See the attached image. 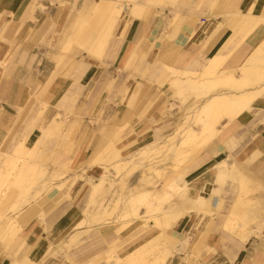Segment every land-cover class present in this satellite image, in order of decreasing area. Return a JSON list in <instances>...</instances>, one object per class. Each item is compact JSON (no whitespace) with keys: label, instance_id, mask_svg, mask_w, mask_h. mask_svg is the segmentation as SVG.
I'll return each mask as SVG.
<instances>
[{"label":"bare ground","instance_id":"6f19581e","mask_svg":"<svg viewBox=\"0 0 264 264\" xmlns=\"http://www.w3.org/2000/svg\"><path fill=\"white\" fill-rule=\"evenodd\" d=\"M159 1L161 0H131V3H123L122 0L98 2L86 0L71 15L73 23L69 47L72 42H77L92 58L102 61L123 11H128L133 17H146L153 9L151 5ZM39 7L45 9L43 5ZM35 8L36 6L33 10ZM258 10L253 7L247 12L238 10L228 16L230 21L228 26L232 28L233 35L225 43L224 48L230 50L236 48L264 21V11L261 14ZM222 26V24L218 26L204 41V45L211 43ZM227 58V55L217 54L208 59L209 66L205 68L203 78L198 77L197 72L180 71L171 66L164 67L162 75L165 76L172 91L171 98L181 99L186 110L178 127L166 137L156 135L154 139L149 140L148 124L136 131L132 127V115L128 111L121 117L114 116L109 120L103 119L102 122H97L94 117L90 121L89 130L82 144L75 151V137L84 121V115L76 108L78 111L75 110L70 119L58 113L54 119L46 120L49 105L46 102L42 104L36 120L19 143L23 150L26 149L25 152L30 159H26L20 167L16 183L21 194L32 190L29 196H22L26 202L39 199L42 191L49 190V196L56 201L54 207L62 203V209H78L84 214L73 227V231L56 245L57 249L51 244L47 254L59 255L58 253L62 252L72 264H80L77 262L80 254L74 253L71 249L80 243L83 234L90 231L91 224H100V221L112 216L117 209L126 210L121 216L127 221L115 229V238L131 223L134 229L131 230L126 252L121 254L113 250L114 254L112 253L108 259L109 264H169L168 260L177 254H182L190 264H203L192 256H184L185 252L191 246L197 248L207 245L209 251H224L234 256L253 237L258 240L263 236L264 197L261 195L264 196V182L257 175L251 174L249 169V164L258 154H262V151H254L246 162H240L233 155L220 160L216 165L210 195L190 190L189 181L182 175L206 151L218 153L216 148L221 150L229 148L237 136L226 137L228 128L235 119L247 114L259 100L264 99V41L240 68L220 70ZM72 62L80 71H84L88 65L84 60L73 59ZM129 64L142 69L143 57L134 54ZM146 65L145 69H151L152 74L159 70L156 63L147 62ZM57 73L56 71L54 75ZM104 83L112 85L110 79ZM140 87L139 83L138 88ZM75 91L74 85L65 99L74 101ZM138 91L139 89H136L126 97L130 107ZM191 95L202 103L199 106L185 104ZM173 107L174 104L171 105V108ZM263 116L264 114L257 117L264 121ZM125 126H129L131 136L121 144V147L115 144L116 141L111 143L112 154L105 160L106 162L100 164L103 172L96 180L95 176L91 175V171H97V167H94L96 162L91 159L92 153L98 147L102 136L112 137L118 134L122 129L120 127ZM28 137L33 139V145L27 148L24 141ZM54 141L60 146L59 152L74 151V154L70 158L58 152L54 156L55 168L51 172L39 162L48 157ZM133 145H136L135 149ZM162 150H167L169 154L163 161L158 159ZM5 153H0V161L5 159ZM171 158L174 160L173 164L167 165L166 161ZM70 163L76 170L71 180L65 178L60 183H53L52 187L48 186L50 180L54 181L70 170ZM138 173L141 175L139 182L129 183ZM85 176H89L90 185L87 204L76 206L70 189L75 180ZM261 176L264 177V169ZM146 184L151 186L148 187ZM227 185L228 190L235 193L229 203H226L223 196ZM256 187H260L263 192L249 194ZM119 190L124 193H119ZM175 193H178V199L164 204ZM108 194L113 198H107ZM117 195L119 198L116 200L114 197ZM40 209L42 207L37 203L24 211L14 213L5 211L4 216L0 217L3 220L0 225V240L5 244V248L1 246L4 249H0V254L7 257L11 261L10 264L36 263L27 257L29 246L25 243V236L21 235L20 222L23 217L30 219L31 213ZM154 212L156 214H153ZM198 215L205 219L210 216L198 234L194 236L187 234L181 238L173 233L175 225L180 220L186 221ZM86 225L89 228H85ZM224 232L230 234L228 237L225 236L228 242L222 240L226 235ZM83 255L85 256V253ZM253 262L264 264V252L258 251Z\"/></svg>","mask_w":264,"mask_h":264},{"label":"crops","instance_id":"0c3cea01","mask_svg":"<svg viewBox=\"0 0 264 264\" xmlns=\"http://www.w3.org/2000/svg\"><path fill=\"white\" fill-rule=\"evenodd\" d=\"M85 1L0 0V148L15 150L45 102L49 105L46 120L54 119L58 113L70 119L73 101L65 97L73 90L75 80L84 79L92 83L100 76L106 78L107 74L115 96L108 109L110 118L121 117L129 111L136 131L148 124L149 140L156 135H170L186 110L181 99L171 98L172 91L162 75L164 67L197 72V76L203 78L211 57L217 54L228 56L220 70L240 68L264 41L263 21L236 48H224L233 35L232 28L228 26V16L238 10L247 12L253 7L262 14L264 0H161L151 5L153 9L146 17H133L128 11H123L102 61L92 58L80 45L77 60L84 57L88 65L84 71L71 72L74 55L69 47L71 15ZM122 1L131 3V0ZM220 24L223 26L211 43L204 45ZM134 54L143 57L142 69L129 64ZM147 62L156 63L158 72L152 74L151 69H145ZM56 71L58 73L54 75ZM139 83L145 89L144 96L134 100L130 107L124 97L138 89ZM191 96L185 104L192 103L195 97ZM81 102L79 100L77 106ZM81 114L84 121L75 137V151L90 127L87 125L90 116L86 112ZM260 114H264V99L259 100L247 114L238 117L226 132L228 138L233 135L244 138L238 148L244 159L254 151L264 152V121L257 117L262 116ZM216 151L226 152L228 148H216ZM212 153V150L206 151L191 166L195 192L206 190L210 195V167L215 158ZM55 204L48 202L44 212L40 209L32 212L30 219L21 218V235L25 236L32 261H41L50 245L62 239L82 218L81 210H65L61 208L62 203L54 207ZM258 251L264 252L263 246L258 240L255 243L250 240L234 256L224 251L213 252L203 263L258 264L253 262ZM182 258L176 255L168 263L187 264ZM10 262L0 254V264Z\"/></svg>","mask_w":264,"mask_h":264},{"label":"rangeland","instance_id":"374dc122","mask_svg":"<svg viewBox=\"0 0 264 264\" xmlns=\"http://www.w3.org/2000/svg\"><path fill=\"white\" fill-rule=\"evenodd\" d=\"M81 44L77 42H72V45L70 44V51L74 55L72 56V60L75 59L77 60L78 58V47ZM83 49H85L82 46ZM82 60H84V57H81ZM89 58V57H88ZM73 63V62H72ZM71 72H79L78 66L71 65ZM107 77L101 78L98 77L97 79L93 80L92 83H88L83 80H75V94L73 96V106L69 110V115L73 116L76 111H78L79 108L80 113L86 112L88 116H90V119L87 121V125L90 126V121L94 118L97 122H102L103 119L109 120L110 115L108 113V109L112 103H114V98L115 96L112 94L114 91V88L112 85L108 86L105 85L104 81L109 79V75H106ZM139 91L136 94L135 100L141 99V97L144 96V87L141 86L138 88ZM136 90V89H135ZM85 94H83V92ZM142 95V96H141ZM126 97H124V101L126 100ZM192 97V96H191ZM189 98V100L191 99ZM79 100H82L79 106H77V102ZM202 103V101L197 100L196 98L190 103V106H199ZM76 110V111H75ZM93 113V115H92ZM106 113V114H105ZM236 119L233 121L231 126L234 124ZM122 128L119 130L118 134L112 136V137H107V136H102L100 139V143L98 147L95 148L94 152L91 155L92 161H95L94 167H97V171H91V175L95 176V179L97 180L98 177H100L101 173L103 172V169L100 167L101 163L106 162L110 156H111V150H110V145L114 141L115 144L121 147V144L128 140V138L131 136L129 126L125 127H120ZM174 132V131H173ZM172 132V133H173ZM133 134V133H132ZM166 137V136H165ZM30 137H28L24 141V145L28 147L33 145V142L31 141ZM244 142L243 137L237 136L234 141L231 143L230 147L228 148V151L226 152H213L212 154L215 155L214 160L212 161V167H210V190L212 188V181L214 174L216 172V165L217 163L225 158H229V156L233 155L237 160L240 162H246L248 161L249 158L244 159L242 156V153L240 154L238 152V148L241 145V143ZM139 144H143V142H139ZM134 146V145H133ZM138 146V145H137ZM136 148V145L134 146L133 149ZM25 150L22 149V145L18 144L17 150L15 151H10L7 150L4 146L0 148V153L6 152L5 153V159L0 161L1 165V171H0V217L4 216L3 212L7 213H14L17 211L25 210L26 208L30 207L31 205L39 203L42 207V211L44 212L45 210V204L46 203H51L56 202L55 198L49 196V190H44L42 191V195L39 197V199H33L30 202H26L22 196H29L30 191L27 193H22L20 191L19 186L16 183V175L20 170V167L26 162V159H30L25 152ZM60 151V146L58 145V142L54 141V143L51 144V150L49 151V155L46 159L42 160V162H39L40 164L43 165V167H46L48 170H51V172L54 170V156ZM61 155L64 157L70 156L73 157L74 151L67 152V151H62L59 152ZM244 154V153H243ZM168 151L167 150H162L159 155L158 159H161L162 161L168 157ZM167 165L173 164L174 160L171 158L166 161ZM70 170L65 172L62 177L53 180H50L48 183V186H53V183L55 182H61L62 180L68 179V181L71 180V177H73L74 173L76 170H74L72 164H69ZM249 169L251 170V174L254 176L257 175L258 178L263 180L264 182V177L261 176V171L264 169V152L262 154H258L256 158L249 164ZM191 167L183 173V178L187 179L189 181V188L192 191H196L195 189V184L191 181ZM61 172V171H60ZM78 172V171H77ZM81 173V171L79 170ZM140 173H138L134 178H132L129 183L135 184L139 182L140 180ZM88 178L89 176H85L83 178H78L75 180L74 184L72 185L70 191L73 196V203L77 205H85L87 204V199H88V194H89V183H88ZM156 180L158 178H155ZM148 187L151 185L146 184ZM51 186V187H52ZM226 191L224 192L223 196L225 198L226 203H229L231 200V196H234L235 193H232V191L228 190L229 185L226 186ZM260 187H256L252 191L249 192V194H260L263 191L259 189ZM120 189V188H119ZM201 193V191H198ZM197 192V193H198ZM119 193H124L121 190H119ZM205 195H209V193L204 190L202 192ZM11 197V198H8ZM262 197L263 194L261 195ZM63 197V196H62ZM8 198V200H7ZM61 198V197H60ZM107 198H113L112 195L108 194ZM119 196H115L114 199H118ZM124 199V198H123ZM178 199V193L173 194L170 198L169 201L165 202L164 204H168L170 201H174ZM122 202H120L119 205H121ZM144 210V207L142 208ZM126 210H120L117 209L115 213L108 217L106 220L100 221V224L93 223L91 224L90 231L83 234L82 240L78 245L73 247V252L78 253L79 259L78 263L80 264H109V256L113 253V250L115 252L119 251L121 254L125 253L126 250V245H128L129 240H130V234L131 230L134 229V225L132 226V223L128 226H125V228L119 233V236L116 237L115 234V229L124 223H126V218H122L121 214L125 212ZM226 211V210H225ZM153 214H156L154 212ZM82 217H84V214L82 212ZM210 216H208L206 219L202 218L200 215L193 217L192 219L189 220H180L174 227L173 233L175 235H178L179 237H184L185 235L189 234L191 236H194L199 233L200 230L204 228V226L207 224L209 221ZM153 220V219H151ZM2 219H0V225L2 224ZM90 225V224H88ZM132 226V227H131ZM85 228H89L86 227ZM73 231V228L66 233V235L60 239L59 241H55L52 243V246L56 248V245L61 242L63 239H65L70 232ZM223 234L225 236H229L230 234L228 232H224ZM256 238H252L251 241H254L255 243ZM223 241L228 242V238H223ZM14 242V241H13ZM11 243V245L13 244ZM259 245H262L264 248V234L262 237L258 239ZM209 243V242H208ZM1 246H4L5 244L0 240V249L3 250ZM118 246V247H115ZM9 247V246H8ZM57 249V248H56ZM85 253V256L83 255ZM210 253H213L212 251H209V247L207 245H202L200 247H192L189 248L185 252L184 256H192L194 259H198L203 263V260L210 255ZM27 257L32 260V256L30 254V249L26 253ZM59 255H53V254H46L42 257V260L33 264H72L69 260V258L66 257V255L62 252L58 253ZM114 254V253H113ZM180 257H183L182 254H177ZM183 261H186L187 264H190L188 260L185 258H182ZM205 264V263H203Z\"/></svg>","mask_w":264,"mask_h":264}]
</instances>
